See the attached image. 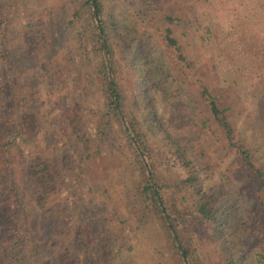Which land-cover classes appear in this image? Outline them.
Masks as SVG:
<instances>
[{
  "label": "rangeland",
  "instance_id": "rangeland-1",
  "mask_svg": "<svg viewBox=\"0 0 264 264\" xmlns=\"http://www.w3.org/2000/svg\"><path fill=\"white\" fill-rule=\"evenodd\" d=\"M101 1L124 33L154 46L155 56L172 69L156 21H142L132 1ZM164 5L192 20L180 23L176 33L186 56L232 108L237 127L255 142L264 164V0ZM67 11L68 0H0V243L17 240L25 253L31 251V264L46 256L56 264H181L161 218L134 196L138 165L117 126L112 124L110 141L98 149L87 142L80 152L70 140L68 118L80 120L81 125L73 122L75 132L93 137L103 95L74 52L87 20L66 17ZM30 29L26 47L23 37ZM40 67L49 71L47 79ZM120 67L119 82L130 101L127 70L122 62ZM181 74L172 76L168 97L158 95L163 120L202 165L199 179L213 205L234 207L239 236L248 246L261 240L262 250L264 188L257 191V183L246 178L238 154L227 149L209 119L195 81ZM22 114L30 115L28 131ZM155 152L162 177L183 175L173 157ZM30 158L39 162L33 171L47 174L41 209L28 178ZM190 223L180 230L192 260L221 264L210 231Z\"/></svg>",
  "mask_w": 264,
  "mask_h": 264
},
{
  "label": "trees",
  "instance_id": "trees-1",
  "mask_svg": "<svg viewBox=\"0 0 264 264\" xmlns=\"http://www.w3.org/2000/svg\"><path fill=\"white\" fill-rule=\"evenodd\" d=\"M137 7L142 21H156L155 30L160 37L161 47L171 54L172 69L155 56L154 46L140 37L124 33V25L110 10H105L101 0H68L66 17L86 19L87 29L77 34L74 52L86 69V78L98 84L103 95V104L98 113L95 134L75 132V125H81L77 118H68L72 127L70 140L80 152L87 142L97 145L110 141L109 128L116 125L124 135L127 145L137 163L135 198L139 204L150 207L162 220L166 228L169 245L176 251L181 264H198L190 255L188 240L182 236L180 227L188 223L199 224L210 231V236L219 250L221 264H264V249L261 240L248 246L244 236L238 234V218L234 207H216L212 198L200 182L202 165L169 130L160 113L157 98L168 97L174 80L172 76L191 75L197 86V94L205 107L209 119L217 125L228 150L235 151L248 180L257 183V191L264 188V164L259 148L237 127L232 108L226 106L210 80H206L186 56L182 42L176 35L180 23L193 24L174 9H165L166 0H121ZM32 29L25 33V40L32 41ZM91 57L88 63V59ZM124 65L129 79L130 101L123 84L119 82L120 65ZM46 79L47 68L40 67ZM183 74H181L183 76ZM29 114H22L21 125L27 131L32 121ZM73 122H77L75 125ZM154 145H158L155 149ZM87 148V147H86ZM163 150L174 158V164L183 173L162 177L158 169L155 151ZM88 156L84 157L87 158ZM28 178L34 184V204L41 209L46 204L42 187L45 177L34 166L39 162L27 160ZM41 164V163H40ZM43 183V184H42ZM264 212V208L262 210ZM190 223V224H191ZM238 235V237H237ZM0 243V264H31V251L26 253L17 240ZM34 253V251H32ZM34 255V254H33ZM37 264H56L54 258L46 256Z\"/></svg>",
  "mask_w": 264,
  "mask_h": 264
}]
</instances>
